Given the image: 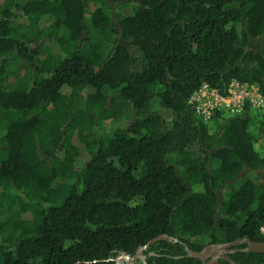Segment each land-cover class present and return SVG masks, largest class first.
Masks as SVG:
<instances>
[{
    "label": "trees",
    "instance_id": "1",
    "mask_svg": "<svg viewBox=\"0 0 264 264\" xmlns=\"http://www.w3.org/2000/svg\"><path fill=\"white\" fill-rule=\"evenodd\" d=\"M234 80L264 94V0H0V264L264 241L256 112L190 103Z\"/></svg>",
    "mask_w": 264,
    "mask_h": 264
},
{
    "label": "built area",
    "instance_id": "2",
    "mask_svg": "<svg viewBox=\"0 0 264 264\" xmlns=\"http://www.w3.org/2000/svg\"><path fill=\"white\" fill-rule=\"evenodd\" d=\"M190 103L195 106L197 116L205 122L210 121L217 110L237 114L248 106L254 112L264 113V94L259 87L236 80L230 83L226 95L205 84L192 95Z\"/></svg>",
    "mask_w": 264,
    "mask_h": 264
},
{
    "label": "water",
    "instance_id": "3",
    "mask_svg": "<svg viewBox=\"0 0 264 264\" xmlns=\"http://www.w3.org/2000/svg\"><path fill=\"white\" fill-rule=\"evenodd\" d=\"M169 238L170 240H172V237H169L167 235H161L158 236L157 238L153 239L150 241V243H154L157 240L160 239H166ZM244 243H247V247L245 249H243L242 251H247V252H264V241H252L248 238H240L237 239L235 241L232 242H228L225 244H216L215 246H209L206 249L202 250V251H193L189 248H187V256L188 257H194L200 260L205 261V259L209 256L210 252L208 251V249H212V247L215 249V252L217 251V253L222 249V248H228L231 246H239L242 245ZM146 248V246H141L138 249V252L134 255V256H130L127 254H121L119 255L118 259H117V263L118 264H134L135 260L140 259L141 261H143V264H147L145 261V255H143V250ZM213 249V250H214ZM236 252L238 251L236 250H229V252ZM227 260H229L231 262V264H237L235 261H232L229 257H226ZM207 264H218L217 260H213L208 262Z\"/></svg>",
    "mask_w": 264,
    "mask_h": 264
},
{
    "label": "flooded vegetation",
    "instance_id": "4",
    "mask_svg": "<svg viewBox=\"0 0 264 264\" xmlns=\"http://www.w3.org/2000/svg\"><path fill=\"white\" fill-rule=\"evenodd\" d=\"M226 243H228V242H226ZM216 244H225V243H210V244H207L202 250L206 249L207 247H209L211 245L215 246ZM245 244H246V246H244ZM240 246H242V247H240ZM247 246H248L247 243H244V244L239 245V246H231L228 248H222L218 253H217V251L215 252V249L212 247V249H210V250L208 249L210 254L205 259V261L200 260V259L199 260L201 261V264H207L208 262L213 261V260H217L218 264H231V262L229 260H227L226 257H229L232 261H235L231 258V255L234 254L235 251L232 253V252H229V250H236L237 249L238 251H240V250L245 249ZM238 251H236V252H238Z\"/></svg>",
    "mask_w": 264,
    "mask_h": 264
},
{
    "label": "rangeland",
    "instance_id": "5",
    "mask_svg": "<svg viewBox=\"0 0 264 264\" xmlns=\"http://www.w3.org/2000/svg\"><path fill=\"white\" fill-rule=\"evenodd\" d=\"M113 10H115V9H113ZM223 112H224L226 115H227V114H230V113H229L228 111H226V110H223ZM255 114H256V116H257V119H256L255 122L252 123V125H251V130H252V132H253L254 134H256V135L259 137V139H258V141H257V143H256V147H257V149L259 150V152H260L261 154H264V137H263V136H259V127L261 126V121L263 120L262 118H263V116H264V113L258 111V112H256ZM210 125H211V131H212L214 125H212V123H211ZM101 129H102V128H101ZM104 129H105V128H104ZM102 130H103V129H102ZM118 257H119V256L115 257L114 259L117 261Z\"/></svg>",
    "mask_w": 264,
    "mask_h": 264
}]
</instances>
